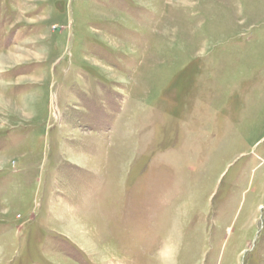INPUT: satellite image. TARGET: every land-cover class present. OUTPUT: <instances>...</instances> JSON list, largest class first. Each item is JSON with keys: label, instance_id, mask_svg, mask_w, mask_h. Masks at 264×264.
Masks as SVG:
<instances>
[{"label": "rangeland", "instance_id": "obj_1", "mask_svg": "<svg viewBox=\"0 0 264 264\" xmlns=\"http://www.w3.org/2000/svg\"><path fill=\"white\" fill-rule=\"evenodd\" d=\"M0 264H264V0H0Z\"/></svg>", "mask_w": 264, "mask_h": 264}]
</instances>
